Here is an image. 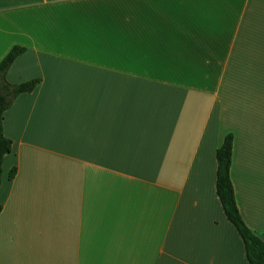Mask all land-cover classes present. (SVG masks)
<instances>
[{
    "label": "crops",
    "instance_id": "0c3cea01",
    "mask_svg": "<svg viewBox=\"0 0 264 264\" xmlns=\"http://www.w3.org/2000/svg\"><path fill=\"white\" fill-rule=\"evenodd\" d=\"M14 47L0 264H249L216 151L264 240V0H0Z\"/></svg>",
    "mask_w": 264,
    "mask_h": 264
},
{
    "label": "trees",
    "instance_id": "16d2710c",
    "mask_svg": "<svg viewBox=\"0 0 264 264\" xmlns=\"http://www.w3.org/2000/svg\"><path fill=\"white\" fill-rule=\"evenodd\" d=\"M25 49L14 47L0 63V185L3 174V161L11 152L12 141L5 137L3 132L4 113L11 107L14 99L22 94L33 91L39 83L38 79L18 85L10 84L6 79V73L15 59L23 54ZM234 135L229 133L224 138L222 145L216 151V192L223 207L226 217L234 225L241 236L246 250L249 264H264V240L256 236L243 221L231 180L230 170L233 157ZM16 170L10 173L13 178ZM2 206L0 205V212Z\"/></svg>",
    "mask_w": 264,
    "mask_h": 264
}]
</instances>
